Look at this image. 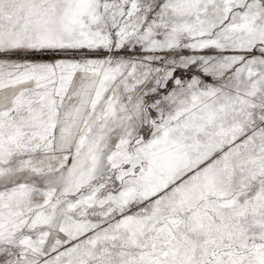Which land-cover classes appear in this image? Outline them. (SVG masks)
<instances>
[{
	"label": "snow or ice",
	"instance_id": "snow-or-ice-1",
	"mask_svg": "<svg viewBox=\"0 0 264 264\" xmlns=\"http://www.w3.org/2000/svg\"><path fill=\"white\" fill-rule=\"evenodd\" d=\"M0 264H264V0H0Z\"/></svg>",
	"mask_w": 264,
	"mask_h": 264
}]
</instances>
